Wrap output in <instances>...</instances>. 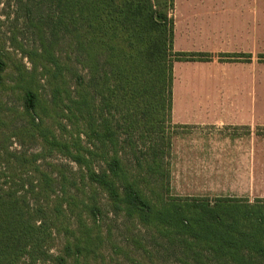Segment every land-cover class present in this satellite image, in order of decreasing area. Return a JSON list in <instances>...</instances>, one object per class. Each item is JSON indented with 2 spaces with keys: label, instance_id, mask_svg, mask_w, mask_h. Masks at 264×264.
<instances>
[{
  "label": "trees",
  "instance_id": "16d2710c",
  "mask_svg": "<svg viewBox=\"0 0 264 264\" xmlns=\"http://www.w3.org/2000/svg\"><path fill=\"white\" fill-rule=\"evenodd\" d=\"M9 2L30 67L0 43V264H92L108 213L179 264H264V199L170 195L172 63L209 59L173 52V0Z\"/></svg>",
  "mask_w": 264,
  "mask_h": 264
},
{
  "label": "crops",
  "instance_id": "0c3cea01",
  "mask_svg": "<svg viewBox=\"0 0 264 264\" xmlns=\"http://www.w3.org/2000/svg\"><path fill=\"white\" fill-rule=\"evenodd\" d=\"M169 191L264 198V0H173ZM227 55H236L228 57Z\"/></svg>",
  "mask_w": 264,
  "mask_h": 264
},
{
  "label": "rangeland",
  "instance_id": "374dc122",
  "mask_svg": "<svg viewBox=\"0 0 264 264\" xmlns=\"http://www.w3.org/2000/svg\"><path fill=\"white\" fill-rule=\"evenodd\" d=\"M8 1L9 0H0V43H3V45L5 43L4 46L6 50L11 53L12 58L18 62L21 61L25 67H30L28 59L23 56V53L9 45V39L14 33L13 30H18L15 28L16 24L12 21L13 11L15 10L14 4L12 2L8 3ZM17 25L18 29H20L19 27L22 26L20 22H18ZM18 33H20V31ZM18 39L23 41L24 44L28 46L29 40L26 34H19ZM256 58L257 61L264 62V54H257ZM8 71H11V68H9ZM8 100L18 103L14 97H9ZM11 147H17L15 141ZM50 161L70 163L68 160L59 155H54L52 158H50ZM70 164L73 165L72 163ZM101 197L102 203L105 206L106 201L102 195ZM249 202L252 203L253 200H250ZM213 204L214 202H210V206ZM103 220L104 221L102 225L104 227V233H107V229L110 228L113 239L110 240L111 242L106 240L104 249H102L101 254L92 261V264H179L174 262L169 252L163 251L162 248L159 249L154 245V242L151 240V230L145 229L136 223L130 222L124 219L122 216H114L112 213H108V215L105 216ZM133 238H137L138 242L136 245L133 243ZM160 240L165 241L163 239ZM113 243L116 244L117 247L128 252V256L126 257L117 247H113ZM140 244H147V253L143 251V249L140 247Z\"/></svg>",
  "mask_w": 264,
  "mask_h": 264
}]
</instances>
